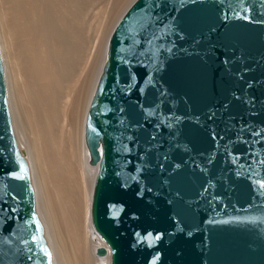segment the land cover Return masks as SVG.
Masks as SVG:
<instances>
[{"label": "water", "instance_id": "water-1", "mask_svg": "<svg viewBox=\"0 0 264 264\" xmlns=\"http://www.w3.org/2000/svg\"><path fill=\"white\" fill-rule=\"evenodd\" d=\"M0 49V264H55ZM110 264H264V0H134L85 122Z\"/></svg>", "mask_w": 264, "mask_h": 264}, {"label": "bare ground", "instance_id": "bare-ground-1", "mask_svg": "<svg viewBox=\"0 0 264 264\" xmlns=\"http://www.w3.org/2000/svg\"><path fill=\"white\" fill-rule=\"evenodd\" d=\"M86 6L87 0H0V49L16 104L17 139L55 264H110L108 254H97L107 246L92 224L98 167L90 165L85 143L87 112L108 40L86 93ZM12 38L15 56L9 53L6 62Z\"/></svg>", "mask_w": 264, "mask_h": 264}, {"label": "rangeland", "instance_id": "rangeland-1", "mask_svg": "<svg viewBox=\"0 0 264 264\" xmlns=\"http://www.w3.org/2000/svg\"><path fill=\"white\" fill-rule=\"evenodd\" d=\"M133 0H87L85 26H86V93L90 92L99 72L100 63L104 57L105 42L108 40L109 35L115 26L116 22L127 9ZM6 13V14H5ZM4 17H9L7 9L3 7ZM75 17V30L78 27L77 15ZM88 28V29H87ZM10 45L7 52L4 54L6 62L8 61L9 53H12V58L15 56V42L10 39ZM13 40V41H12ZM88 45V46H87ZM14 48H13V47ZM12 48L14 50H12ZM13 51V52H11ZM2 54V53H1ZM14 54V55H13ZM11 55V54H10ZM89 55V56H88ZM88 69V70H87ZM8 96L13 115L14 128L17 133L19 132V124L16 118V104L12 98L10 91V79L7 77ZM88 81V82H87ZM72 83V81H70Z\"/></svg>", "mask_w": 264, "mask_h": 264}]
</instances>
